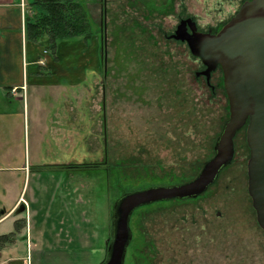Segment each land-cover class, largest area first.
I'll list each match as a JSON object with an SVG mask.
<instances>
[{"label":"rangeland","instance_id":"rangeland-1","mask_svg":"<svg viewBox=\"0 0 264 264\" xmlns=\"http://www.w3.org/2000/svg\"><path fill=\"white\" fill-rule=\"evenodd\" d=\"M77 1L93 24L97 46L101 44L100 22L105 25L106 59L99 75L95 79L89 76L86 82L95 89L86 93L79 87L70 98L79 93L82 119V115L87 118V113L95 115L100 110L105 93L111 172L99 168L55 173L53 181L49 174L48 183L66 184L69 180L78 185L74 199L84 202L80 213L86 210L88 218L87 225L81 226L95 234L99 247L111 231L110 212L120 195L148 186L188 182L213 155L214 142L229 118L224 87L213 94L198 77L201 66L194 56L184 46L169 43L165 36L180 18L191 16L205 31L231 10L225 8L224 14L218 15L214 0ZM140 5L150 9L149 18L140 16L141 24L132 29L141 15ZM218 80L223 81L220 74ZM211 84L215 86L213 80ZM88 136L77 143L65 141L62 159L44 161L70 166L91 153L98 156L85 161H101L104 138L98 124ZM235 142L234 162L207 193L196 200L160 203L133 214L126 264H264V231L257 224L247 188L250 151L245 133H239ZM18 146L14 158L3 155L11 153L12 143L0 144V186L21 185L18 180H23V172L9 169L24 164V155H18L23 152V142ZM17 191H7L1 201L10 202L9 196ZM54 205L57 207L56 202ZM99 252L90 251L91 255Z\"/></svg>","mask_w":264,"mask_h":264},{"label":"crops","instance_id":"crops-1","mask_svg":"<svg viewBox=\"0 0 264 264\" xmlns=\"http://www.w3.org/2000/svg\"><path fill=\"white\" fill-rule=\"evenodd\" d=\"M31 1L0 0V144L11 142V153L3 155L16 158V148L23 142L18 155H24L23 165L9 167L11 172H23V180H18L21 185L0 186V236L12 234V241L0 246L1 260L5 264H101L110 231L97 247L95 234L81 226L87 225L88 218L86 210L80 213L84 202L74 199L78 185L69 180L48 183L49 174L53 181L56 176L52 174L76 170L69 164L44 160L62 159L64 142L89 137L97 124L104 138V102L95 115L87 113L89 118L84 114L81 119L79 93L70 98L79 87L87 93L89 76L99 75L102 60L105 63L102 34L100 46L93 40L96 35L88 42L64 39L52 54L46 37L35 42L27 39L26 19L35 14ZM87 68H91L88 73ZM91 154L84 161L98 156ZM16 190L10 202L1 201L7 191ZM21 207L24 216L16 214ZM96 250L100 252L91 255Z\"/></svg>","mask_w":264,"mask_h":264},{"label":"water","instance_id":"water-1","mask_svg":"<svg viewBox=\"0 0 264 264\" xmlns=\"http://www.w3.org/2000/svg\"><path fill=\"white\" fill-rule=\"evenodd\" d=\"M187 28L190 34L187 33ZM185 41L208 74L220 67L229 118L215 143V155L192 180L123 193L111 208L110 237L102 264H124L132 239L130 217L141 207L172 200L195 199L213 185L234 156L235 134L246 126L250 151L247 188L256 221L264 231V0H249L217 35L199 33L196 24L182 21L172 36ZM202 74V75H203ZM21 207L16 214L23 212Z\"/></svg>","mask_w":264,"mask_h":264},{"label":"trees","instance_id":"trees-1","mask_svg":"<svg viewBox=\"0 0 264 264\" xmlns=\"http://www.w3.org/2000/svg\"><path fill=\"white\" fill-rule=\"evenodd\" d=\"M30 7L35 14L26 19L27 39L35 42L46 37L52 54L60 40L77 38L88 42L96 35L84 6L77 0H32ZM133 24L132 29L140 25L137 21ZM11 241L12 234L0 236V246Z\"/></svg>","mask_w":264,"mask_h":264},{"label":"flooded vegetation","instance_id":"flooded-vegetation-1","mask_svg":"<svg viewBox=\"0 0 264 264\" xmlns=\"http://www.w3.org/2000/svg\"><path fill=\"white\" fill-rule=\"evenodd\" d=\"M214 1L216 2V5H217V7H218V9H217V11H218V15H222V14H224L223 11L225 10V8H229V9L231 10L230 14L225 13L221 18H218V19L216 20V22L214 23V25L210 26V27L207 28L205 31L201 30V28H200L199 25H198V22H196L195 19L192 18L191 16L180 18V19L178 20V23H177L176 26H175V29H173V31H172L169 35H166V36H165L166 40H167L169 43L176 44V45H180V46H184V47L187 49V51L189 52L190 56H192L191 53H190V51H189L188 45H187V43H186L185 41H179V40H175L174 38H172V36H174V34H175L176 30H177V27L180 25V23H181L182 21L190 20L191 22H194L195 24L197 23V24H196V30H197V32H199V33L209 34V35H217V34L221 31V29L226 25V23H227L231 18H233V17L237 14V12H238L239 9L241 8V6H242L244 3H246L247 1H249V0H214ZM140 6H141V8H140L141 15L137 14V15H139V18H138V21L136 20L137 23H139V24H141V23H140V22H141L140 16H141V18H142V17L144 16V14H145V15H146V18H149L148 16H149V13H150V9H149L148 7H145L144 5H140ZM152 13H153V12H152ZM233 13H234V14H233ZM231 14H233V15L231 16ZM102 24H103V23H102ZM101 31H102V38H103L104 41H105V37H104V33H105V25L102 26V30H101ZM187 33H188V34L191 33L190 30H189V28H187ZM104 57H105L104 59H106V55H105ZM194 58L196 59V61H197V62L200 64V66H201V69L197 72L198 77H200L201 79H203L204 82H205V84H207V86L210 87V90L212 91V93L215 94L216 89L219 88L220 86H223V81H222V80H220V81L218 80V74H220V76L223 77V76H222V71H221L220 67L217 66L215 70L211 71V72L208 74V76H206V75L203 74V73L206 71V67L203 65L202 61H201L199 58H196V57H194ZM202 74H203V75H202ZM219 78H220V77H219ZM220 79H221V78H220ZM212 80H213V83L215 84V86H213V85L211 84ZM103 97L106 99V95H105V93L103 94ZM105 99H104L103 110H102V118H103V126H104V150H103V158H102L101 161H95V160H94V161H84V162H81V163L77 164V167H74V168H73V169H75L76 171H86V170H90V169H99V168H100V169H103V170L105 171V173H107V174H109V173L111 172V171H110L111 164H110V161H109V150H108V147H107L109 136H108V131H107L108 126H107V124H106L107 120H106ZM225 122H226V121H225ZM225 122H224V124H225ZM224 124H223V125H224ZM223 125H222V128H223ZM222 128H221V131H222ZM220 133H221V132H220ZM239 133H245V140H246V126L243 127V128H241V129L235 134V137H234V139H233V144H234V156H233L232 161L230 162V164H229L227 167H229V166L234 162V160H235V156H236V154H237V150H236L237 145H236V142H235V141H236L237 135H238ZM219 135H220V134H219ZM218 137H219V136H218ZM218 137L216 138V140H215V142H214V145H213V155L211 156L210 159H212V158L214 157V155H215V149H214V146H215V143H216ZM246 144H247V142H246ZM247 147H248V146H247ZM249 156H250V152H249ZM210 159H208L207 161H209ZM207 161H205L204 163H206ZM204 163H203V165H204ZM203 165H202V167H203ZM202 167H201V169H202ZM227 167L223 168V169L220 171V173H219V175H218V177H217L215 183H214L213 185H211V186L207 189V191H208L212 186H214V185L217 183L220 174H221V173H222ZM246 168H247V163H246ZM201 169H200V170H201ZM200 170H199V172H200ZM199 172H198V173H199ZM170 173H171V172H170ZM247 179H248V177H247ZM247 181H248V180H247ZM183 183H185V182H183ZM178 184H182V182H181V183H177V184L154 185V186H172V185H178ZM154 186H148V187H154ZM148 187H147V188H148ZM207 191H206L205 193H207ZM126 193H127V192H126ZM205 193H204V194H205ZM204 194H202V195H204ZM202 195H200V196H202ZM120 196H121V195H120ZM200 196H199V197H200ZM199 197H197V198H199ZM197 198H195V199H185V200H172V201H168V202H173V203H174V202H183V201H189V200H196ZM168 202H160V203H168ZM160 203H154V204H151V205H148V206H152V205H156V204H160ZM148 206H144V207H148ZM144 207H141V208H144ZM141 208L136 209V210L132 213V215H131V217H130V223H129V225H130V230H131V233H132V239H133V232H132V229H131V218H132L133 214H134L137 210H139V209H141ZM218 215H219V214H218ZM257 224H258V223H257ZM258 226H259V225H258ZM132 239H131V242H130L128 248H127V252H126L125 262H124V264H126V260H127V257H128V250H129L130 245H131V243H132ZM105 258H106V256H105ZM104 260H105V259H104ZM102 263H103V262H102ZM102 263H101V264H102Z\"/></svg>","mask_w":264,"mask_h":264},{"label":"built area","instance_id":"built-area-1","mask_svg":"<svg viewBox=\"0 0 264 264\" xmlns=\"http://www.w3.org/2000/svg\"><path fill=\"white\" fill-rule=\"evenodd\" d=\"M0 264H5V262L1 260V255H0Z\"/></svg>","mask_w":264,"mask_h":264}]
</instances>
